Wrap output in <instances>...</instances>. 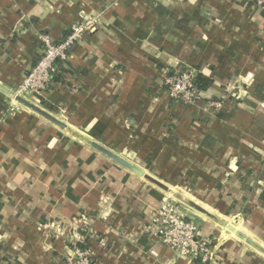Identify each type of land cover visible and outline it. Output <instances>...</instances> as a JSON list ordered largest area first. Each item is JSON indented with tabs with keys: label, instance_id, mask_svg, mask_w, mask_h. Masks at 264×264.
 Masks as SVG:
<instances>
[{
	"label": "crops",
	"instance_id": "obj_1",
	"mask_svg": "<svg viewBox=\"0 0 264 264\" xmlns=\"http://www.w3.org/2000/svg\"><path fill=\"white\" fill-rule=\"evenodd\" d=\"M99 15L61 61V81L27 97L121 155L141 176L21 104L43 52ZM58 64L56 65V68ZM214 79L194 103L171 98V71ZM43 98L45 105L40 104ZM219 101V108L208 102ZM165 194L215 241L203 264H264V9L253 0H0V264H195L163 244Z\"/></svg>",
	"mask_w": 264,
	"mask_h": 264
},
{
	"label": "built area",
	"instance_id": "obj_2",
	"mask_svg": "<svg viewBox=\"0 0 264 264\" xmlns=\"http://www.w3.org/2000/svg\"><path fill=\"white\" fill-rule=\"evenodd\" d=\"M253 2L264 9V0H253ZM100 23L99 15L81 14V19L74 24L62 40L54 41L46 32H40L39 40L43 44V52L34 66L24 76L19 85L16 96L38 98L44 94L52 83L56 64L58 60H66L70 50L87 33L97 29ZM193 69H179L172 74H167L163 85L171 98L182 100L186 103H194L200 97L195 87ZM210 108H219V101L208 102ZM152 226L158 239L171 248L178 250L181 254L191 258H201L203 263L209 262L213 256L210 237L199 238V225L193 220L181 214L176 200L165 194L160 201L153 218ZM78 242H69L65 254L66 264H94L95 253L87 245L79 247Z\"/></svg>",
	"mask_w": 264,
	"mask_h": 264
},
{
	"label": "water",
	"instance_id": "obj_3",
	"mask_svg": "<svg viewBox=\"0 0 264 264\" xmlns=\"http://www.w3.org/2000/svg\"><path fill=\"white\" fill-rule=\"evenodd\" d=\"M16 99L21 104H23V105L27 106L28 108L32 109L34 112H36L39 115L43 116L44 118H46L50 122L56 124L57 126H59L61 128L69 129L76 137H78L81 140H83L84 142L90 144L93 148H95L98 151L102 152L103 154H105L106 156L110 157L111 159H113L114 161L118 162L119 164L125 166L126 168L130 169L131 171L135 172L138 175L145 176L149 180L154 181V179L151 176H149L148 174H145V172L142 169H140L138 166H136L135 164L131 163L130 161H128L127 159H125L121 155H119L116 152H114V151L110 150L109 148L105 147L104 145H102L98 141L91 139L89 136H87V135H85V134H83L81 132H77V131H74V130L68 128V126L64 122H62L56 116L52 115L51 113H49L48 111H46L45 109H43L42 107L37 105L36 103H34V102H32V101H30V100H28V99H26V98H24L22 96H16ZM226 227H227L229 232H235V234L238 237H240L241 239L245 240L249 244H252L254 247H256L259 251H261L264 254V248L262 246L256 244L253 240H251L249 237H247L241 231L236 230V228H235V226L233 224H227Z\"/></svg>",
	"mask_w": 264,
	"mask_h": 264
},
{
	"label": "trees",
	"instance_id": "obj_4",
	"mask_svg": "<svg viewBox=\"0 0 264 264\" xmlns=\"http://www.w3.org/2000/svg\"><path fill=\"white\" fill-rule=\"evenodd\" d=\"M69 32H70V30H68V32L66 33V35L67 34H69ZM65 35V36H66ZM64 36V37H65ZM61 63V60H58L57 61V64H58V67L56 68V70H55V72H54V76H53V79L52 80H54V81H61L62 80V78H61V72H59V71H63V69H61V68H59V67H61L60 64ZM56 64V65H57ZM61 69V70H60ZM172 73H174V71L173 70H171L168 74H172ZM214 79H212V78H209V77H206V76H204L202 73H200V72H196V74H195V76H194V84H195V87H196V89L198 90V92L199 93H201L202 91H204V90H206V89H208L210 86H212L213 85V83H214ZM40 104H42V105H45L46 104V102H45V100L43 99V98H41V100H40ZM198 236H199V238H202V237H204L201 233H200V230H199V234H198ZM79 247H81V248H84V247H86L87 246V244H86V242L84 241V242H79L78 244H77ZM215 241L213 240V243H212V248L214 249V247H215ZM194 261H195V264H203V262H202V260H201V258H195L194 259Z\"/></svg>",
	"mask_w": 264,
	"mask_h": 264
}]
</instances>
